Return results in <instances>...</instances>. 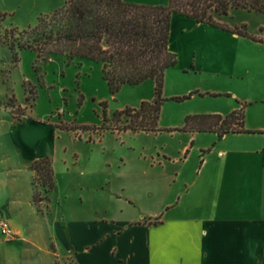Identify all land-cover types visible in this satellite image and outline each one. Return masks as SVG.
Wrapping results in <instances>:
<instances>
[{
    "label": "crops",
    "instance_id": "obj_1",
    "mask_svg": "<svg viewBox=\"0 0 264 264\" xmlns=\"http://www.w3.org/2000/svg\"><path fill=\"white\" fill-rule=\"evenodd\" d=\"M182 19L174 43L169 36L178 58L162 97L175 83L184 96L195 92L185 102L195 106L168 130L181 129L188 115L242 109L244 132L172 131L173 152L147 149L138 140L159 134L137 132L112 155L104 140L86 143L99 150L83 161L59 154L48 125L0 128V220L14 233L12 240L0 234V264H54L51 245L73 264H264V42ZM46 157L55 183L42 215L28 165ZM59 175L68 180L64 191ZM72 175L83 179L78 190Z\"/></svg>",
    "mask_w": 264,
    "mask_h": 264
},
{
    "label": "rangeland",
    "instance_id": "obj_2",
    "mask_svg": "<svg viewBox=\"0 0 264 264\" xmlns=\"http://www.w3.org/2000/svg\"><path fill=\"white\" fill-rule=\"evenodd\" d=\"M65 1L0 0V128L8 131L12 126L23 127L22 123L28 121L48 125L56 132L55 148L59 154L66 149L62 154L77 153L84 161L91 150L94 153L99 150V146L91 148V145L86 143L104 140L108 154L112 155L114 152H111V149L119 140L132 142L134 133L124 130L127 120L130 119L124 115L118 117L116 113L126 108L138 109L143 101L150 102L154 97V83L146 81L138 86H123L118 93L111 95L102 78L100 64L82 60L67 63L63 56L42 60L37 58L35 52L16 47L24 42L23 36L17 33L35 27L39 18L58 11ZM123 1L160 7H167L169 2ZM180 20L183 19L178 16L173 18L170 32L173 43L174 36L182 27ZM215 21L229 28L245 25L248 35L264 42V32L259 31L264 26V15L238 10L231 11L227 17H216ZM10 44H15L16 63L13 59L14 52L9 48ZM181 91L179 85H169L166 95H163L164 103L158 122L161 129L159 136L140 138L138 143L145 145L147 149L165 145L167 150L175 151L178 140L169 135L168 126L175 122L179 114L195 106L194 103H185L192 96L177 101L190 95L189 93L184 96L180 94ZM193 93L195 92H191ZM105 178L106 175L102 171L99 172L98 180L103 181ZM70 180L76 190L83 182L79 175H72ZM58 183L60 191H64L68 180L59 175ZM37 190L42 197H47L40 184ZM40 207L45 213L44 202ZM49 249L54 264H73L71 258L60 259L53 245Z\"/></svg>",
    "mask_w": 264,
    "mask_h": 264
},
{
    "label": "trees",
    "instance_id": "obj_3",
    "mask_svg": "<svg viewBox=\"0 0 264 264\" xmlns=\"http://www.w3.org/2000/svg\"><path fill=\"white\" fill-rule=\"evenodd\" d=\"M238 10L264 15V0H169L167 7L137 5L123 0H66L61 9L39 18L35 27L17 33L23 36L24 42L16 47L35 52L42 60L63 56L67 63L82 60L100 64L102 78L111 95L123 86L152 81L154 97L150 102H141L138 109L126 108L116 116L130 119L125 131L159 133L164 74L177 64L176 54L169 50L172 17L180 16L196 24L262 42L248 35L245 25L229 28L215 21L216 17H227L231 11ZM259 31L264 32V29ZM9 48L14 52L16 63L15 44H10ZM243 118L242 109L226 117L188 116L181 129L168 132L215 133L222 137L244 132ZM28 169L33 173L32 203L43 215L40 205L47 197H42L37 186L40 184L47 195L53 190L52 161L49 157L39 159L31 162ZM158 222L156 219L147 223Z\"/></svg>",
    "mask_w": 264,
    "mask_h": 264
},
{
    "label": "built area",
    "instance_id": "obj_4",
    "mask_svg": "<svg viewBox=\"0 0 264 264\" xmlns=\"http://www.w3.org/2000/svg\"><path fill=\"white\" fill-rule=\"evenodd\" d=\"M262 149L264 152V137H263ZM0 234L5 240H12L14 238V233L10 228L8 220L6 219L0 220Z\"/></svg>",
    "mask_w": 264,
    "mask_h": 264
}]
</instances>
